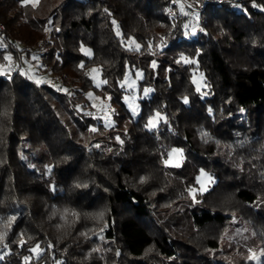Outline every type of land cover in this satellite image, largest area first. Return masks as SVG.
Masks as SVG:
<instances>
[{
  "label": "trees",
  "instance_id": "1",
  "mask_svg": "<svg viewBox=\"0 0 264 264\" xmlns=\"http://www.w3.org/2000/svg\"><path fill=\"white\" fill-rule=\"evenodd\" d=\"M192 5L194 30L176 0H0V63L37 48L58 81L0 73V264H264V0Z\"/></svg>",
  "mask_w": 264,
  "mask_h": 264
},
{
  "label": "rangeland",
  "instance_id": "2",
  "mask_svg": "<svg viewBox=\"0 0 264 264\" xmlns=\"http://www.w3.org/2000/svg\"><path fill=\"white\" fill-rule=\"evenodd\" d=\"M36 1L37 0H29L32 5H34ZM194 1L196 2L197 0H176L178 9L181 12L188 14L189 18L188 24H186V26L191 30H194L196 28V24L194 22V17L196 16V8H194V6L192 5ZM5 44V40L0 35V45L4 46ZM125 45L130 48L138 47V44L132 39H126ZM81 49L87 54L90 53L87 48L83 47ZM28 53L29 54H26L25 50L20 51L18 61L13 58L11 53H7L5 56V62L0 63V73L3 75H9L16 69L17 66H19L22 72L27 74L35 82L46 83L53 87L58 86L57 78L50 71L43 69V65L40 61L39 50L37 48H33L30 49ZM88 75L91 77L93 84L97 87L103 83V80L100 78L98 68L91 67L90 69H88ZM192 77L195 85L199 88L203 83L202 74L200 72H195L193 73ZM141 78L142 72L139 69H128L124 78L120 82L121 86L124 89L123 102L132 115L138 112V99L140 97L146 96L151 91V88L147 86L139 88L138 82ZM84 95L91 105V109L89 110V108H87L85 109V112L89 114L90 111L92 115H94L95 117H99L105 125H110L113 118L112 107L109 104L108 97H101L100 95H97L96 93L89 90L86 91ZM158 117L159 115L155 114L150 119V122L155 123ZM174 149L178 151H173ZM181 158V150H179L178 148H171L167 153V157L165 158L164 163L167 165L178 164ZM212 182L213 179L211 178V176L205 171L200 170L198 175L196 176V187L190 190L191 196L195 191H205L212 184ZM250 257L255 262V264H259L258 255L256 253H252Z\"/></svg>",
  "mask_w": 264,
  "mask_h": 264
},
{
  "label": "snow or ice",
  "instance_id": "3",
  "mask_svg": "<svg viewBox=\"0 0 264 264\" xmlns=\"http://www.w3.org/2000/svg\"><path fill=\"white\" fill-rule=\"evenodd\" d=\"M257 5H255V4H253V7H256ZM9 59H10V57H9ZM90 95V94H89ZM185 103H187V100L185 99ZM154 126V125H153ZM173 151H178V150H173ZM14 219V218H13Z\"/></svg>",
  "mask_w": 264,
  "mask_h": 264
},
{
  "label": "built area",
  "instance_id": "4",
  "mask_svg": "<svg viewBox=\"0 0 264 264\" xmlns=\"http://www.w3.org/2000/svg\"><path fill=\"white\" fill-rule=\"evenodd\" d=\"M169 14H171V11L169 10V11H167Z\"/></svg>",
  "mask_w": 264,
  "mask_h": 264
}]
</instances>
